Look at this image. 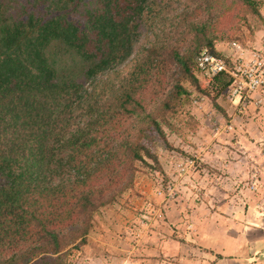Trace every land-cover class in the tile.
I'll return each instance as SVG.
<instances>
[{"label": "trees", "instance_id": "1", "mask_svg": "<svg viewBox=\"0 0 264 264\" xmlns=\"http://www.w3.org/2000/svg\"><path fill=\"white\" fill-rule=\"evenodd\" d=\"M179 1L0 0V264H74L135 164L161 170L142 140L151 129L167 143L157 118L172 127L186 84L226 96L230 77L208 78L211 97L195 63L221 56L210 16L237 7L263 24L264 0H190L182 12ZM174 66L186 77L144 116Z\"/></svg>", "mask_w": 264, "mask_h": 264}, {"label": "rangeland", "instance_id": "2", "mask_svg": "<svg viewBox=\"0 0 264 264\" xmlns=\"http://www.w3.org/2000/svg\"><path fill=\"white\" fill-rule=\"evenodd\" d=\"M175 6L179 12L186 8L193 11L196 7L190 0H181ZM222 12L210 16L217 29L215 45L218 53L228 55L232 42L248 49L264 48V23L256 22L242 8L231 7L225 15ZM260 12L264 18V6ZM204 16L205 19L210 18ZM178 38L183 41L181 45L187 47L192 42L191 36L182 33ZM122 69L127 70V66ZM184 77L185 72L174 66L166 81L169 87L165 94L151 102L144 116L152 112L156 114L155 108L171 94L173 85ZM207 79H203L201 85L213 93L211 97H215L216 92L212 91L211 82ZM186 86L188 99L182 100L176 113L171 112L167 118L172 127L157 118L167 143L151 129L147 132L150 140H142L144 146L158 157L161 170L151 160H148L151 167L135 164L137 171L133 187H128L114 204L103 208L94 217L87 244L72 252L74 264H156L154 260H160L162 264H180L182 258H185V264L186 261L192 264L194 258L195 263L200 259V264H204L210 260L197 256L193 248L185 247L194 245L188 241L193 239L190 236L194 220L192 211L201 206L219 210L228 199L226 195H229V206L234 209L224 215L225 224L215 222L206 228V232L213 233L224 228L225 232L229 231L231 240L239 241L245 248L248 245L252 259L264 254V167L257 164L264 159V142L257 138L261 148L256 150L259 155L239 144L240 138L236 133L231 135L219 129L227 121L217 118L221 111L216 107H221L227 115L235 114L234 128L237 131H244L241 129L243 125L251 132L261 131L264 123L255 121L254 115L259 112L264 117V113L253 106L240 111L232 107L224 95L214 102L213 98L200 94L196 88ZM146 100L150 102L149 98ZM244 113L250 115L248 122ZM135 129L138 128L133 126L132 130ZM190 160L194 161L193 167L188 162ZM199 182L201 185H198ZM200 189L205 194L199 197ZM117 212L122 216L121 221ZM142 214L150 219L143 220ZM198 233L196 237H203L202 230ZM213 242L214 239L210 243ZM256 242L259 246L252 244ZM240 257L247 264H264V259L259 262L254 260L253 263L246 256Z\"/></svg>", "mask_w": 264, "mask_h": 264}, {"label": "crops", "instance_id": "3", "mask_svg": "<svg viewBox=\"0 0 264 264\" xmlns=\"http://www.w3.org/2000/svg\"><path fill=\"white\" fill-rule=\"evenodd\" d=\"M256 109H261L264 113V107L256 108ZM244 114L248 116L245 119V121L248 122L250 115L247 113H244ZM221 116L222 115L218 114L217 118L218 117L221 118ZM234 116H235V114H229L228 117H226V118H224L223 116L222 117L224 119H226L227 124L234 125V122H236V119H234ZM254 116H255L254 117L255 121L259 120L260 123H264V117L261 116V113H259V112L255 113ZM244 126L245 125H243V127H241V129H244V131H237L238 129L236 130L235 128H234L235 130H233L234 133H236L240 138L238 143L245 145L248 148H251L252 150H254V152H256L259 155V153L256 150L260 151V149H261L259 147L258 142L260 140H263V142H264V127L261 126V131L257 130L259 132L254 133V132H251L250 129H248V128L245 129ZM257 138L259 139V141L257 140ZM254 139H256L255 142H253ZM257 164L260 167H264V159L258 161ZM203 181H202V184L204 185L205 183ZM198 185H201L200 182ZM212 188H214V187H212ZM211 191L212 190H209V192H211ZM261 191L262 190H260L259 192H261ZM204 194L205 193H203L200 189L199 194H198L199 197L203 196ZM206 194L208 195V192ZM226 196L228 199L225 200V202H223V204L219 210L216 208H213V207H211L212 209H207V208H204L201 206V207H198V209L192 211L193 212L192 216L194 217V220H193V226H192L193 231H192L190 236L193 239H189V240L187 239V240L189 242H191V244L194 243V245H192L191 247L185 245V247H188V249L193 248L192 250H194V253L197 256H200L202 258H207L208 260H210V261H205L204 264H247L246 261H244V258H241L240 256H242V257L246 256L247 260L249 262H253L254 260L259 262V260L264 259V254H262V257L258 256V257H255L254 259H252L251 255L248 253V245H247V248H245V247H243L244 245L243 246L240 245L239 241L235 242V241L231 240L229 231L225 232L223 230L224 228L221 230L217 229V231L214 230L213 233L212 232L208 233V230L206 232V228L209 225H213L215 222H216V224H217V222H221L222 225L225 224L226 220H225L224 215L228 214V211L230 209H232V210L234 209L232 206H229V203L227 202L229 200V195H226ZM204 199H206V198H204ZM116 214L118 215V219L120 220L122 218L121 214H119L118 212ZM238 215L240 216V214H238ZM216 217H219L220 219H216ZM133 218H135V217H133ZM216 220H218V221H216ZM135 222H137V221H135ZM200 229L203 231V237L202 236L196 237L198 230H199V232L201 231ZM212 237L215 240V242L210 243L213 240ZM156 238H157V234H156ZM154 239H155V237H154ZM252 244L258 245L257 242L252 243ZM262 245H263V243H262ZM205 249L211 250V251L207 252ZM97 259H99V258H97ZM154 261L156 262V264H162V262L160 260H154ZM184 261H185V258H182V260L180 261V264H185ZM128 262H130V261H128ZM187 263H189V262L186 261V264ZM253 263H255V261ZM192 264H200V259H198L197 263H195V258L192 259Z\"/></svg>", "mask_w": 264, "mask_h": 264}, {"label": "built area", "instance_id": "4", "mask_svg": "<svg viewBox=\"0 0 264 264\" xmlns=\"http://www.w3.org/2000/svg\"><path fill=\"white\" fill-rule=\"evenodd\" d=\"M195 63L198 71L207 78L219 75L230 77L228 100L236 108L249 106L257 99V105L263 103L258 94H264V49L248 52L237 43H232L228 55H216L206 49L198 54ZM232 129L229 126L224 130ZM188 162L193 167L194 161Z\"/></svg>", "mask_w": 264, "mask_h": 264}, {"label": "clouds", "instance_id": "5", "mask_svg": "<svg viewBox=\"0 0 264 264\" xmlns=\"http://www.w3.org/2000/svg\"><path fill=\"white\" fill-rule=\"evenodd\" d=\"M232 43H237V42H232ZM232 43L230 44V48H229V52H231V45H232ZM238 45H240L239 43H237ZM264 45V44H263ZM242 48H244V49H246L248 52H251V51H254V50H261V49H257V47H255V48H250V49H248V48H245V47H243L242 45H240ZM262 49H264V48H262ZM226 54V53H225ZM225 54H221V56H224ZM205 77V76H204ZM217 77V76H216ZM207 78V77H206ZM209 79H213V78H209ZM230 86V85H229ZM229 88V87H228ZM259 95V98L261 97V99L263 100V103L261 104V105H257V101H258V99L257 100H255V101H253L249 106H246V107H241V108H236L235 106H233L230 102H229V100H228V89H227V92H226V96H225V98H227V101L230 103V105L232 106V107H235L236 109H239L240 111H242V110H244V109H246V108H250L251 106H253V107H255V108H261V107H264V94H258ZM258 95H257V97H258ZM218 114H220V115H222L224 118H226V117H228V115H227V113H226V115H224V114H222L221 112L220 113H218ZM221 116V118H223ZM226 120V119H225ZM229 126H231V127H233V129L231 130V131H228V130H224L225 128H227V127H229ZM223 129V131H226L227 133H232V132H234L233 130H234V125H232V124H227L226 123V125H224L223 127L221 126L219 129ZM218 129V128H217ZM191 161V160H190ZM149 216L151 215L150 213L148 214ZM142 218H143V220H149L150 219V217H148V216H145V215H143L142 214Z\"/></svg>", "mask_w": 264, "mask_h": 264}]
</instances>
